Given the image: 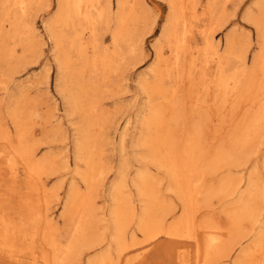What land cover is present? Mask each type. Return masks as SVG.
Masks as SVG:
<instances>
[{"label":"rangeland","instance_id":"374dc122","mask_svg":"<svg viewBox=\"0 0 264 264\" xmlns=\"http://www.w3.org/2000/svg\"><path fill=\"white\" fill-rule=\"evenodd\" d=\"M117 1L86 0L88 16L79 19L72 9L59 12L57 0H23L21 10L19 0H8V6L0 3V150L10 153L16 171L14 183L8 175L0 180V220L10 216L22 221L26 239L9 237V245L15 246L12 251L0 245V264H31V253L37 254L52 241L72 246V264L88 260L96 264H192L197 252L186 229L171 236L172 242L163 232L185 215L198 226L206 223L220 238L234 239L228 257L213 254L204 259L201 254L200 264H232L243 253L264 264V117L258 107L259 93L264 96V63L252 66L258 39L254 26L243 19L248 8L259 18L254 2L260 0H215L216 54H223L225 38L231 36L233 48L226 52L225 62L232 68L227 73L245 87L238 92L231 81L229 97L216 104L210 90L205 95L201 86L193 90L199 84H190L210 78L216 54L214 58L212 51L196 54L189 45L176 55L175 43L160 36L168 11L163 0H126L137 11L136 34L148 27L151 31L138 42L129 25L128 34L115 41L112 34L120 23ZM97 8L103 12L99 18ZM201 11L198 6L197 15L190 17L188 36H197L199 27L210 19V13ZM245 47L242 69L237 62ZM174 62H184L183 70L176 73ZM156 89L161 91L158 96ZM160 101L172 108L167 107L168 113L162 115L168 128L163 153L185 142L187 136L181 137L187 122H191L189 129H198L188 132L201 138L194 214L185 198L180 199L168 169L150 154L151 143L142 142V123L156 118L151 106L158 107ZM252 121L261 127L259 135L252 137L243 153L238 148L234 152L229 136ZM222 138L227 139L220 145ZM17 149L27 157L18 155ZM34 164V172L25 176L26 166ZM27 179L34 185L30 201L35 208L37 202L41 215L47 211L49 221L41 216L24 218L17 195L26 192ZM153 192L163 200L167 213L162 219L164 230L146 239L141 218L150 220L152 227V220L160 219L154 208L147 216ZM245 201L253 209L250 214L248 208L247 212L241 209ZM157 241L167 244L155 247Z\"/></svg>","mask_w":264,"mask_h":264},{"label":"bare ground","instance_id":"6f19581e","mask_svg":"<svg viewBox=\"0 0 264 264\" xmlns=\"http://www.w3.org/2000/svg\"><path fill=\"white\" fill-rule=\"evenodd\" d=\"M86 0H57V8L60 11H67V13L70 12L72 9V14L77 19L79 18H86V15L88 16L86 8L89 7V4L84 3ZM167 4V15L165 18V23L162 26V30L160 32V36L162 38L168 39L170 41H173L175 45H173L172 50L176 52V55L178 53V56L182 55L183 52L180 50L181 48H191L190 46L194 48V51L196 54H210V51H212V58L213 55L217 53L215 48V43L213 41V33L216 30L215 26H213V17L216 13V1L215 0H163ZM73 2V3H72ZM204 2V4H202ZM0 3L4 6H8V0H0ZM19 4L17 7L18 9H22L23 0H19ZM72 3V4H71ZM255 5H258L260 11L259 18L253 17L251 14L252 9L249 8L245 11L243 15V19L247 21L248 23L252 24L256 30L257 34V47L259 50L256 51L255 54L252 56V66L262 67V64L264 63V0L255 1ZM84 5V6H83ZM198 6H202V14L210 13V19L208 21L201 25L197 31L196 35H187V31H192L191 26L188 29V21L190 22V17L197 15V8ZM117 9H118V19H119V27L116 31L113 32L112 36L115 41H118L125 33L128 34V27L129 25L133 26L130 28L129 32L133 33V36L135 38V41L140 42L143 37L151 31V28H145L136 34V27L138 26V16L136 15L137 11H135V6H132L129 4L126 0H118L117 1ZM15 11V10H14ZM91 11L94 12L92 9ZM96 16L99 18L102 16V8L96 9ZM106 13V12H105ZM92 18V16H90ZM136 20V21H135ZM145 19H143L144 21ZM95 22V18L92 19V22ZM146 26V23L144 24ZM221 26L219 24L218 28ZM147 31V32H146ZM231 36H227L225 38V50L223 54H216L217 57L214 64V69L209 72L210 78L209 79H201L199 81H191V85L196 86L193 90L196 91L199 86L203 88V92L206 95V92L209 90L211 91V98L214 101V104L217 103V101L220 99L225 100L227 97H229V84L231 81L234 82V84L237 85V90L244 91V86H240V79L235 78V76H231V74L227 73V70L231 67L232 64L229 62H225L226 59V52H229L233 48V44L231 42ZM190 45V46H189ZM155 50V56L157 58L160 57L159 48L157 45L154 47ZM241 50V49H240ZM242 56L240 57L239 61L237 62L239 66H242V69L245 65V56L247 49L246 47L242 48ZM190 55H193V50L189 51ZM206 55V56H207ZM196 56V55H195ZM176 63L175 71L176 73L178 71H181L183 69H180L184 62H174ZM206 63V62H205ZM205 65V64H204ZM162 77V76H161ZM192 77V75H190ZM166 80L169 81V78L166 76ZM165 83V82H164ZM156 94L158 96V93L161 92L158 89H156ZM262 94L260 100H259V114L261 117H264V96L262 91L259 93ZM175 95V92L173 96ZM164 96H166L164 94ZM162 97V96H160ZM248 104H250L248 102ZM170 105H167L163 101H160L157 106H151V109L153 110V115H156V118L153 116L152 118H148L142 123V131L145 132L142 142L151 143L149 146L151 148L150 154L157 157L156 161L158 162V165L168 169L169 174L173 178V182H175V189L178 192L179 190V196L180 199L182 197L185 198L188 207L190 208L189 212L194 214V210L196 209V198L198 197V192L200 188L199 183H195L197 181V173L199 172L198 167L201 166V154H199V146H200V136L198 135H191L190 132H198V129L188 128L190 127V123L186 124L185 129L183 130V135L181 138H186L185 142L181 144H176V146H172L171 150H169L167 153H163L162 148L167 147L165 146V132L167 133L166 129L167 127L164 126V120L162 115L165 113H168V108ZM170 111H172V108H169ZM159 114H161V118L159 117ZM255 119V118H254ZM262 119L257 120V124L261 122ZM247 123V122H246ZM256 122L252 121L251 126H247L244 129H240L237 134H231L228 138L229 142L228 144L234 150L238 148L240 150V153L244 152L246 150V147H249V144L253 141L252 137L256 138L260 131L261 127L255 126ZM249 125V123H247ZM217 130V128L215 129ZM200 134V133H198ZM255 135V136H253ZM227 139V138H226ZM226 139L222 138L220 140V145L222 142H225ZM211 141L206 144L207 150L210 148ZM16 152H18V155H24L22 157H27L26 154H24V151L22 149H17ZM10 153L2 152L0 150V180L4 175H8V180L10 182H15L16 178V171H14L13 168V162L9 158ZM204 155V154H202ZM241 155V154H240ZM200 158V160H199ZM214 158V157H213ZM212 158V159H213ZM208 160V159H206ZM91 162V160H90ZM215 164L217 162L215 161ZM94 165V164H92ZM35 164L34 166H26V173L28 176L35 170ZM201 168V167H200ZM203 175V174H201ZM195 176V177H194ZM138 182H142L144 179V175L141 177H138ZM28 183V184H27ZM26 192H21V194H18V202L20 201L23 205L24 211H25V217L27 218V215L30 216L33 220H36L38 216L43 217L47 221H49L48 213L47 211L44 212V214L38 210L37 202L36 208L33 206L34 202H31V195H29L33 191L34 185L31 183L30 180L27 179V182L25 183ZM252 188V187H251ZM178 189V190H177ZM25 198V199H23ZM240 200H242V197L239 195ZM1 200V199H0ZM36 201V199H34ZM150 201L153 204H150L148 206V213L153 211L154 209H158L157 213L155 214L156 217L160 218L155 220V222L152 220V225H149L150 220H145V217L141 218V221L139 222L142 228L146 231L145 235H147L146 239H149L151 237L156 236V234L160 231H163V220L164 216L166 215L167 211L162 209L164 203L161 199H156V193L153 192L150 194ZM5 202V201H4ZM248 201H245L244 204L241 206V209L244 212L246 211V208H248V214L251 213L253 210L251 207H247ZM155 206V207H154ZM160 209L164 210V213H161L159 211ZM192 210V211H191ZM17 218L22 219L20 215L17 216ZM163 219V220H162ZM22 221L15 222L13 218L3 217L0 220V245L4 246L8 250L12 251L15 246L14 243H11L9 245V237L19 238V240L23 241L24 236L22 235L21 231V225ZM264 223V222H263ZM156 227V231L151 232V229H154ZM185 228L187 231V237H191L193 239L192 247L195 249L194 251L197 252L196 259L192 264H200L201 259L199 256L202 254L204 259L210 258L213 256V254L221 255L222 257H228L231 249L235 245L234 239H223L219 237V234H214L211 232L210 228L206 226V223H199V226L195 223V220L191 216L185 215L183 219H180L176 223L169 224L167 226V230L163 231L164 235L169 237L167 241L172 242L170 239L171 236L174 237L175 235H178L179 230ZM205 229V230H204ZM16 232H18L16 234ZM151 233V235H149ZM223 236V234H221ZM122 237V235H119V238ZM233 241V242H232ZM237 242V241H236ZM79 244H81L79 242ZM97 244V243H96ZM167 242L164 244L166 245ZM189 244V245H191ZM125 245H128L125 243ZM164 245L161 246L160 242L157 241L155 244V247H165ZM10 246L12 248H10ZM73 251L72 246L69 245V243H65L63 246L56 244L52 241V244L47 247H42V250L35 254V252H32L31 255V264H38L39 260L41 261L40 264H72L73 261L71 260V252ZM13 254V253H12ZM246 253H243V255L237 256L232 264H261L262 260H259L257 258L250 259L246 258ZM17 257V256H15ZM16 259V258H15ZM87 264H96L94 260H88Z\"/></svg>","mask_w":264,"mask_h":264}]
</instances>
